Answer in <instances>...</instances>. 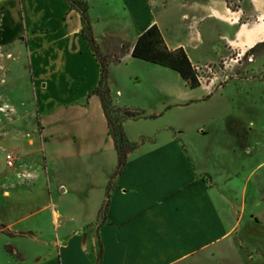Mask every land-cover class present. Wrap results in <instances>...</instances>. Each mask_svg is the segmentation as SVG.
Returning <instances> with one entry per match:
<instances>
[{"label": "crops", "instance_id": "obj_1", "mask_svg": "<svg viewBox=\"0 0 264 264\" xmlns=\"http://www.w3.org/2000/svg\"><path fill=\"white\" fill-rule=\"evenodd\" d=\"M154 1L123 0L133 39L106 55L95 41L99 52L116 65L169 69L131 53L156 24L170 49L210 74L195 88L174 70L178 89L154 84L162 104L122 121L135 147L114 175L118 153L81 10L67 0H0V92L21 113L0 124V264H264V125L251 135L250 89L228 90L264 82L262 54L243 60L264 43V0H161V11H181L174 42ZM107 84L114 106L134 107Z\"/></svg>", "mask_w": 264, "mask_h": 264}, {"label": "rangeland", "instance_id": "obj_2", "mask_svg": "<svg viewBox=\"0 0 264 264\" xmlns=\"http://www.w3.org/2000/svg\"><path fill=\"white\" fill-rule=\"evenodd\" d=\"M154 2V10H156L161 20L164 18V22L161 21L163 22V24L161 23V26L164 34L171 41H173L174 38L181 37L182 34L179 31L178 23L181 11H161V0H155ZM74 4L81 9L84 7L83 4L87 6V3L84 0H75ZM125 5L126 4L123 0H89V17L88 15L87 17L88 20L89 18L91 20L90 25L92 24L94 30V39L105 55L111 54L118 47V44L131 43L133 39L135 32L132 25L131 11ZM84 13L86 14V11H84ZM169 26L172 27V29ZM219 33L221 34V32ZM127 47V44H123L121 48L123 52ZM5 54L6 53L0 49V60ZM259 54H262L261 56L264 58V43L257 45L251 50V52L248 51L243 57V60L246 63L249 55L256 57ZM109 56L106 57L109 58V61L107 60V80L113 85H116L118 89L123 90L125 97L129 100L128 102L135 104L134 107L127 106L124 108H129L132 111L137 112H141L142 110H156L162 104L159 100L163 98L154 88V84L157 81H162L168 85L170 90L178 89L180 85L179 79L174 76L176 73L173 70L162 69L142 60H132L116 65L112 60L110 61ZM212 56V54H208V57L211 58ZM233 58H236V53L227 54L225 61L228 63L232 61ZM223 66H225V64H223ZM227 69L229 68H226V70ZM246 70L249 71L250 75L252 74V67L249 69L246 68ZM209 71L210 70L206 68L205 70L198 72L200 80L207 79V75L210 74ZM2 72L3 68L2 65H0V84H5L7 81L4 79V74ZM161 72H169L170 74L165 76L161 75ZM258 79L259 77H256L254 81L249 83L233 81L228 88V90H230L234 87L242 86L241 84H243L244 91L245 88L250 89L248 95L245 93L243 94V98H245V103L251 106L249 111L245 113L246 116L244 120L247 123L251 121L255 123L251 135H255L257 128L260 129L261 126L264 125V82L261 83L262 81H259ZM253 104H255V106ZM20 115L21 113L19 112L18 100L16 97H13L12 95H10V97L9 95L4 96L0 92V124L5 121L17 119ZM123 115V108L119 112L112 113L113 118L120 117L121 119ZM176 116H178V114H176ZM260 133L264 138V129L260 130ZM7 152L10 151H6V153Z\"/></svg>", "mask_w": 264, "mask_h": 264}, {"label": "trees", "instance_id": "obj_3", "mask_svg": "<svg viewBox=\"0 0 264 264\" xmlns=\"http://www.w3.org/2000/svg\"><path fill=\"white\" fill-rule=\"evenodd\" d=\"M72 8H77L81 10L83 14V20H85V25L83 27L82 33L93 50L101 70V77L99 86L96 88L95 92L100 96L102 106L105 115L108 120L109 132L113 137L115 147L118 153V164L115 169L114 175L118 174L124 167L127 159V154L133 150L135 144L130 142L124 135L122 130V121L126 118H133L140 115V112L132 111L129 108H123V117H112L113 112H119L122 110L121 107H116L112 104V100L109 94V88L107 85L108 76V62L107 58L99 52L98 46L92 34L91 25L87 21V17L84 15V11L87 6L85 4L83 9L75 6V0H67ZM257 45L249 50H253ZM132 55L136 58L146 60L151 63H155L169 69H172L180 74V76L186 81L187 85L191 88H195L200 85V76L196 69L191 63L186 51L182 47L175 49H170L156 24L151 25L146 30H144L135 41L132 48ZM111 183L108 184L110 188ZM107 188V195L104 200L103 205L100 208V215L103 216L109 202V194Z\"/></svg>", "mask_w": 264, "mask_h": 264}, {"label": "built area", "instance_id": "obj_4", "mask_svg": "<svg viewBox=\"0 0 264 264\" xmlns=\"http://www.w3.org/2000/svg\"><path fill=\"white\" fill-rule=\"evenodd\" d=\"M248 60H250V61L252 60V55H249L248 56ZM5 158H6V164H7V166L13 167L14 166V163H15V156H14V154L11 153V152H7Z\"/></svg>", "mask_w": 264, "mask_h": 264}]
</instances>
